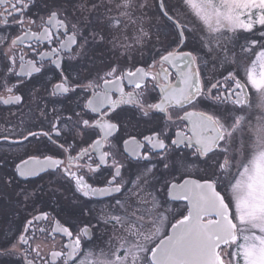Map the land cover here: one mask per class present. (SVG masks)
I'll use <instances>...</instances> for the list:
<instances>
[{"label": "snow or ice", "instance_id": "snow-or-ice-1", "mask_svg": "<svg viewBox=\"0 0 264 264\" xmlns=\"http://www.w3.org/2000/svg\"><path fill=\"white\" fill-rule=\"evenodd\" d=\"M41 5L44 15L27 16L32 7ZM182 6L201 25L196 54L180 50L196 31L188 27L191 21L181 23L176 5L157 0L163 27L169 29L156 53L159 60L153 58L147 67L134 71L109 64L102 74L80 83L81 78L73 74V61L104 39L99 30H93L99 23L97 16L108 18L110 26L124 20L139 22L135 40L141 43L151 38L142 26L147 3L14 0L11 4L0 33L7 32L11 20L21 34L11 38L0 34V61L5 69L0 88L8 93L0 96V104L20 105L24 97L14 93L25 82L46 78L50 103L64 107L47 109L42 104L47 113L41 111V123L32 126L37 131L29 127L25 134L21 128L19 140L4 135L0 142L22 145L36 140L39 145L44 138L53 146L45 145L49 151L67 154V164L58 156L30 155L20 159L9 174L2 171L6 162L0 161V187L15 191L21 179L56 174L82 199L115 200L122 214L100 219L124 235L110 252L101 250L96 255L82 246V238H92L90 224L74 234L60 220H50V213L39 212L19 234H0V257L19 256L23 264H264V0H182ZM113 8L116 15L109 16ZM138 10L140 16H136ZM160 27L156 26L158 35ZM241 37L240 54L250 58L246 64L233 50ZM205 57L218 62L227 75L202 78L201 67L207 69L209 63ZM157 63L159 71H151ZM53 71L56 77H48ZM12 79L15 83L10 84ZM125 84L132 91H126ZM156 92L159 99L149 103V96ZM206 101H211V110L197 108ZM257 109L261 114L254 118ZM128 111H138L141 119L155 125L149 135L141 133L139 139L119 135ZM45 125L48 131L43 130ZM85 134L97 138L76 151L74 141L79 138L86 143ZM113 139L122 141L129 166L117 160ZM102 169L110 174L97 181L103 186H94L81 174L86 170L102 175ZM194 169L198 178L192 177ZM145 186L153 191L146 192ZM125 191L137 196L140 207L129 212L116 198ZM16 195L26 202L35 193L20 188ZM173 203L180 207L173 209ZM43 222L53 225L50 235L60 234L67 241L61 250L51 251L49 259L39 245L33 246L37 232L48 231L38 227ZM17 246L22 251L17 252Z\"/></svg>", "mask_w": 264, "mask_h": 264}, {"label": "flooded vegetation", "instance_id": "flooded-vegetation-1", "mask_svg": "<svg viewBox=\"0 0 264 264\" xmlns=\"http://www.w3.org/2000/svg\"><path fill=\"white\" fill-rule=\"evenodd\" d=\"M156 8H145L143 15V28L145 31L150 33L151 38L145 39L141 43H137L135 38L129 39L126 35L131 25L139 24L138 22H130L124 20L119 26H110L108 18L104 15H98L97 19L99 23L93 29L94 31L99 30L100 35L104 37L103 41H99L91 46L85 56L77 61H73L75 65L73 74L80 77V83H86L88 79L94 77L98 72L102 74V70H106L109 64H118L121 69H131L135 70L136 67L144 66L147 67L151 63L152 59L155 58L157 61L159 57L157 56V50L162 48V39L169 32L167 27H163L165 24L164 19L157 12V0H152ZM14 0H4L0 2V23L7 19L6 13L11 10V4ZM101 3H109L114 5L119 2V0H99ZM169 3L177 5L179 0H168ZM176 11L181 14L184 12L185 17H180L181 23L185 21H191L188 24L189 28H194L196 31L193 36L189 38L187 47H183L181 51H194L199 46V37L202 32L200 31V23L195 20L188 12L186 8H177ZM99 12H104V9H100ZM150 13V18L148 17ZM44 15L42 11V5L40 7H32L27 13V16L35 19L36 15ZM116 10L112 9L109 16H115ZM141 15V13H139ZM18 19V17H16ZM10 27L7 29L6 33L11 37H15L21 34V30L12 24V21H8ZM160 25L159 35L156 30V26ZM141 25L139 24V27ZM10 43V39H9ZM123 45H131V47H124ZM23 47V46H18ZM24 51H28L24 48ZM194 54L195 51H194ZM209 60L207 69L201 67L200 74L203 78L205 75L212 77L214 79H219L221 75H227L224 68L219 66V63L212 61L210 57H205ZM168 67V65H164ZM19 70L17 66V71ZM153 72L159 71V64L151 69ZM5 72L3 67V62L0 61V78ZM67 74V71H65ZM48 77H56L55 72H49ZM175 77V72H172V78ZM242 77V73H241ZM45 79L39 81L32 80L31 83L25 82L24 85L14 94H19L24 97L20 105L4 106L0 104V136L8 135L11 140H19L18 135L21 128L25 130V134L29 127L32 131H37L36 127L33 125L40 124V112L46 111L42 107L47 105V109H61L64 107L62 104H52L48 98V92L50 90V84L45 83ZM56 79H52V83L56 82ZM15 83V80H10V84ZM126 91H132V88L125 84ZM79 95H84L83 93H78ZM215 94V93H213ZM8 93L0 88V96H7ZM114 98L115 94H114ZM63 99V98H61ZM72 99H75L73 97ZM159 99L158 92L152 93L149 98V103H155ZM211 101H206L204 105H197L198 109L211 110ZM188 110V109H185ZM77 111H80L78 108ZM170 111H172L170 109ZM70 114V113H68ZM182 114V112L180 113ZM86 119L90 118L85 116ZM155 125L151 123H146L144 119H141L138 111H128L125 117V128L121 130L119 135H122L124 139H127L129 135H137V138H141L139 134L149 135L150 129L154 128ZM13 130H15L13 132ZM44 131H48L47 126H43ZM169 135H172L169 132ZM96 136L88 138L87 134L84 136V140L87 142H81L79 138L74 141L76 144V151H79L81 147H87ZM55 139V137H53ZM112 144L116 151V158L121 163L128 165V157L124 153L123 145L121 140L113 139ZM59 143H63L60 140ZM53 146L44 138H40L39 145L36 140H32L30 143L25 142L22 145L17 144H7L0 142V161L6 162L7 168L2 169L6 173H11L14 169L15 164L20 162V159H27L30 155H53L58 156L60 159L65 160L67 164L66 155H59L56 151H49L45 148ZM37 146H39L40 151H36ZM107 151H113V149L106 148ZM71 155H76V152H71ZM95 159V157H94ZM79 163H83L80 161ZM111 163V161H109ZM203 167V166H201ZM75 170V169H73ZM82 175L92 183L94 186H103L102 184H97V181L106 180L110 178L108 170L102 169V175L95 173L89 174L86 170L81 172ZM159 175V173H157ZM177 179L180 177V173H175ZM95 177V181L93 178ZM193 178H198L199 174L195 171L192 172ZM128 177L125 176V179ZM20 188L26 189L27 191L34 192L35 195L31 197L28 201H24L22 196L16 195V192ZM146 192H152L151 187L145 186ZM135 192V189H133ZM160 196V193H156ZM117 199H121L125 207L128 208L129 212L133 208L140 207L137 203V196L132 193L125 191L121 194H116ZM126 201V202H125ZM180 207L179 203H173L172 208L178 209ZM115 208V211L113 209ZM39 212L50 213L51 219L60 220L61 224L72 229L75 234L78 228H82L84 224H90L92 226V238L90 241L82 238V246L85 250L91 249L96 255H99L101 250L108 253L114 248L118 243V238L124 235L122 230H115L111 224H105L100 217L106 216L108 214L117 215L122 214L120 209L116 207L115 200L111 198L102 199H87L80 198L79 194L74 192L73 186L67 181H62V178L56 174L48 173L42 174L39 177H30L27 180L21 179L19 181V187L15 188V191L8 188L0 187V234H7L9 236H15L22 232L26 222L31 219L32 216L38 214ZM175 218H179L177 215ZM171 219V217H170ZM66 221H71V223H66ZM174 222V220L172 221ZM38 227H44L48 231L45 233L37 232L34 240L33 246L39 245L42 255L45 259L50 258V252L53 250H61L63 245L67 242L66 238L60 234H56L54 237L50 235L51 228L53 225L49 222H43L38 225ZM17 252L22 251V249L17 246ZM23 264L19 256H7L0 257V264ZM57 264H62L61 261H57Z\"/></svg>", "mask_w": 264, "mask_h": 264}, {"label": "rangeland", "instance_id": "rangeland-1", "mask_svg": "<svg viewBox=\"0 0 264 264\" xmlns=\"http://www.w3.org/2000/svg\"><path fill=\"white\" fill-rule=\"evenodd\" d=\"M141 2H146L148 7L147 8H152V4L153 7L156 8L155 2L152 3V0H137V3H141ZM177 8H184L182 6V0H179V4L176 5ZM139 13H141L139 10L136 13V16H140ZM184 15H186L184 12H181L180 17H185ZM148 17L150 18V13H148ZM133 20H135V17L133 18ZM139 23V22H138ZM140 24V23H139ZM139 24H136L137 27H135V25H131L132 27L129 28V31H127L126 35H128L129 39H134L137 35H138V28H139ZM201 27V26H200ZM203 35V33L201 34V36ZM164 41V39H162ZM166 42V41H165ZM244 43V39L243 37L239 38L238 43H236L234 45V47L232 45H230V47H233V50L237 53L238 58L241 60V62L243 63H247L248 60L250 59L249 57H244L243 55L240 54V48H239V44H243ZM251 91V90H250ZM253 99H255V97H253ZM260 110L257 109L254 113V118L255 116H259Z\"/></svg>", "mask_w": 264, "mask_h": 264}, {"label": "trees", "instance_id": "trees-1", "mask_svg": "<svg viewBox=\"0 0 264 264\" xmlns=\"http://www.w3.org/2000/svg\"><path fill=\"white\" fill-rule=\"evenodd\" d=\"M244 39V38H243Z\"/></svg>", "mask_w": 264, "mask_h": 264}]
</instances>
